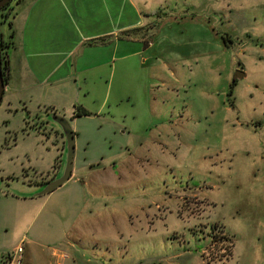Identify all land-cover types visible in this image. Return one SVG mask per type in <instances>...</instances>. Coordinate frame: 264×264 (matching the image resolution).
Returning <instances> with one entry per match:
<instances>
[{"label": "rangeland", "instance_id": "374dc122", "mask_svg": "<svg viewBox=\"0 0 264 264\" xmlns=\"http://www.w3.org/2000/svg\"><path fill=\"white\" fill-rule=\"evenodd\" d=\"M29 1L11 0L7 19L9 8L0 11L4 42L14 40ZM136 3L156 25L143 35L152 41L146 53L127 50L125 66L118 52L113 76L109 63L83 106L74 105L72 82L54 98L56 114L79 134L74 171L86 182L76 192L56 188L49 201L71 195L69 214L80 204V223L69 231L76 264H264V0ZM13 47L1 53L11 77L0 103V193L36 197L35 184L64 162V137L41 101L44 88L20 86L14 62L22 52ZM236 70L244 76L229 96ZM103 100L104 114L93 116ZM76 107L91 115L70 123ZM45 210L30 232L53 246L65 211L42 229ZM222 232L231 250L209 262L202 253ZM26 242L23 261L32 249ZM222 249L218 242L215 251Z\"/></svg>", "mask_w": 264, "mask_h": 264}, {"label": "crops", "instance_id": "0c3cea01", "mask_svg": "<svg viewBox=\"0 0 264 264\" xmlns=\"http://www.w3.org/2000/svg\"><path fill=\"white\" fill-rule=\"evenodd\" d=\"M143 1L146 3V0ZM18 14L17 11L16 15ZM20 14L22 23L19 29L18 27L13 29L14 52L18 49L22 52L20 56L18 55L20 60L16 58L14 62L20 66L19 71L16 70L15 73L18 74L22 89L23 86L30 89L33 85L44 88V95L41 96L44 100L41 101L46 104L44 105L46 108H54L55 112L57 105L54 98L62 97L65 86L70 82H72L70 90L73 93L74 105L78 103L83 106L88 103L93 94V84L102 80L109 63L108 75L113 76L117 53L121 52L119 57L124 60L125 66L127 65L123 59L125 55L134 53L143 56L152 46L151 37L145 43L143 35H147L156 27L155 23H147L144 20L143 12L136 0H30L21 9ZM127 50L130 53H127ZM12 59L13 56L10 54V67ZM10 77L8 76L5 82L4 91ZM26 77H29V81H26ZM103 106L104 100L96 113L91 112L92 115L98 117L104 114ZM110 107L105 114L109 116L106 119L113 122L115 116L113 117ZM73 112L71 111L69 118L70 123H75L81 117H72ZM122 127L123 132L127 130V134L130 133L126 126ZM74 133L75 139L79 134L76 131ZM37 187L39 185L35 184L33 190L36 191ZM63 187L71 189L72 192L86 189V182L74 171V161L72 175L57 189ZM57 189L44 194L45 196L36 197H19L8 191L0 193V264L17 246L21 244L23 247L26 241L25 246H32V249L30 248L32 253L28 250L23 261L26 248L23 247L21 264H39L38 259L43 255L49 256L47 264H76L79 253L73 249L78 240L70 236L69 231L78 227L80 223L78 218L81 211L80 204L78 203V207L76 203L77 210L70 214L66 206L71 205V195L63 194L61 199L51 200L49 204L53 193L59 191ZM30 207L35 209L32 217L28 216ZM45 208V221L40 223L42 229H46L48 224L49 227L58 222L59 218L56 214L60 210L65 211L63 221L59 219L63 236L58 238L53 246L46 245L47 242L43 238L32 233L33 231L30 232L36 218ZM25 213L26 220L23 221L22 215ZM67 249L75 252V257L67 253Z\"/></svg>", "mask_w": 264, "mask_h": 264}, {"label": "water", "instance_id": "95a60500", "mask_svg": "<svg viewBox=\"0 0 264 264\" xmlns=\"http://www.w3.org/2000/svg\"><path fill=\"white\" fill-rule=\"evenodd\" d=\"M11 0H0V10L10 2ZM2 56L0 50V103L4 93L5 81L2 73ZM5 59L8 60V57L5 56ZM6 74H8V69ZM244 76V72L241 70H236V73L233 76L232 80H236ZM50 116L51 120L55 122L58 126L62 135L64 137V144H65V159L64 162L61 163V166L56 173V175L50 181L39 184L37 187L36 195H44L47 193L52 192L56 188L60 187L63 183H65L70 176L72 175L73 169V158H74V132L69 124V122L60 115L52 112L47 114Z\"/></svg>", "mask_w": 264, "mask_h": 264}, {"label": "trees", "instance_id": "16d2710c", "mask_svg": "<svg viewBox=\"0 0 264 264\" xmlns=\"http://www.w3.org/2000/svg\"><path fill=\"white\" fill-rule=\"evenodd\" d=\"M5 8H9V11L5 14V18L7 19L9 16H10V14H11V10H12V8H10V7H8V5H5L2 9H5ZM1 9V10H2ZM0 10V11H1ZM12 23L11 22H9V25H11ZM11 35H13V34H11ZM224 37V36H223ZM0 45L3 47V48H6V47H11L12 45H13V42H12V40H10V41H8V42H4L1 38H0ZM5 60V59H4ZM2 73H3V77H4V81L6 82L7 81V79H8V74H6V70L8 69V60H5V63H4V66H2ZM235 83H236V80H232L231 81V83H230V85H229V90H228V92H227V95H229V96H231L232 95V90H233V87H234V85H235ZM50 109H51V111L53 110V112L54 113H56L55 111H54V108H51L50 107ZM82 115H90V113L87 111V110H85V109H83L82 107H76V110L73 112V114H72V117H76V116H82ZM75 134V133H74ZM222 233H224V234H219L218 235V242L220 243H223V241H226V244H225V247H227V253L226 254H228V251L229 250H231V248H230V237H229V235H227V234H225V232H222ZM217 240V237H216V235H212V240H211V242H210V244H212V243H215V242H217L216 241ZM229 243H228V242ZM224 244V243H223ZM221 248H223V246H221ZM203 256V255H202Z\"/></svg>", "mask_w": 264, "mask_h": 264}, {"label": "built area", "instance_id": "2783aa9c", "mask_svg": "<svg viewBox=\"0 0 264 264\" xmlns=\"http://www.w3.org/2000/svg\"><path fill=\"white\" fill-rule=\"evenodd\" d=\"M218 242L209 244L207 248L204 249L202 255L207 261H211L212 258H214L215 255H219V258H224L227 256V247H225V243H221L220 245L223 246V252H217L215 251L216 244ZM22 245L20 244L19 246L16 247V249L12 252H10L4 260H2V264H21V253H22Z\"/></svg>", "mask_w": 264, "mask_h": 264}, {"label": "flooded vegetation", "instance_id": "af4514ba", "mask_svg": "<svg viewBox=\"0 0 264 264\" xmlns=\"http://www.w3.org/2000/svg\"><path fill=\"white\" fill-rule=\"evenodd\" d=\"M10 2H11V1H10ZM10 2H9L8 4H6V5H8V7H9ZM3 49H4V48L0 45L1 53H2ZM1 56H2V54H1ZM4 59H5V58L2 59V66L4 65V64H3ZM5 60H6V59H5ZM51 113H52V112H51ZM52 179H53V178H52ZM46 181H47V180H46ZM48 181H50V180H48ZM48 181H47V182H48Z\"/></svg>", "mask_w": 264, "mask_h": 264}]
</instances>
